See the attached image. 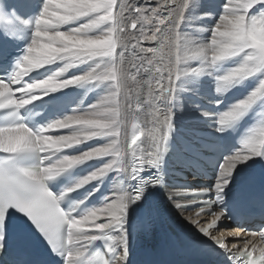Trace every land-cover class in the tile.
I'll return each instance as SVG.
<instances>
[{
  "label": "snow or ice",
  "instance_id": "obj_1",
  "mask_svg": "<svg viewBox=\"0 0 264 264\" xmlns=\"http://www.w3.org/2000/svg\"><path fill=\"white\" fill-rule=\"evenodd\" d=\"M161 194L193 213L170 242L264 264V0L0 6V264H165Z\"/></svg>",
  "mask_w": 264,
  "mask_h": 264
},
{
  "label": "bare ground",
  "instance_id": "obj_2",
  "mask_svg": "<svg viewBox=\"0 0 264 264\" xmlns=\"http://www.w3.org/2000/svg\"><path fill=\"white\" fill-rule=\"evenodd\" d=\"M73 71V70H70V72ZM232 92H238L240 96H243L244 95V92L243 91H231L229 93H232ZM90 94H93L94 95V102L96 101V99H98V96L96 95V90H92L90 91L84 98H86L88 95ZM188 113L186 112L184 114V117L181 119L186 121L187 118H188ZM130 130L131 128H129V133H130ZM103 141L102 140H93V141H89V142H86V144H99V143H102ZM86 145H81L80 147H84ZM243 148V145L241 147V149ZM240 149V150H241ZM251 163V162H249ZM190 182H195L194 180H191ZM170 214L172 215V220L175 221V223L179 224V226L181 227V229L184 231L186 229V231H188V233H192L193 231H195V229L193 228V226L191 224L188 223L187 219L185 218L186 216H191L193 215V213L189 212V213H186V214H180L178 212H176L171 206H170ZM225 229H228L229 231H241L240 228L238 227H234V226H227L226 228H222V231L221 233H223V235L227 238V239H231V236L229 235V231H224ZM221 233L219 235H221Z\"/></svg>",
  "mask_w": 264,
  "mask_h": 264
}]
</instances>
